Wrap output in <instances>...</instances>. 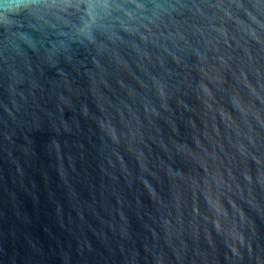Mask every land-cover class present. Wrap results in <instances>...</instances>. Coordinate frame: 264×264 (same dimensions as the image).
<instances>
[{
	"label": "water",
	"instance_id": "water-1",
	"mask_svg": "<svg viewBox=\"0 0 264 264\" xmlns=\"http://www.w3.org/2000/svg\"><path fill=\"white\" fill-rule=\"evenodd\" d=\"M0 264H264V0H0Z\"/></svg>",
	"mask_w": 264,
	"mask_h": 264
}]
</instances>
